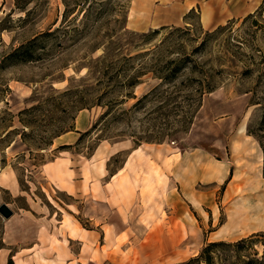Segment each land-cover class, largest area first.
Wrapping results in <instances>:
<instances>
[{
    "label": "rangeland",
    "instance_id": "rangeland-1",
    "mask_svg": "<svg viewBox=\"0 0 264 264\" xmlns=\"http://www.w3.org/2000/svg\"><path fill=\"white\" fill-rule=\"evenodd\" d=\"M91 1L88 22L78 13L63 30L62 0H29L24 10L0 0V182L13 173L20 187L14 197L0 186V204L22 214L8 224L0 214V249L16 255L37 237L39 206L55 205L68 217L76 204L85 229L93 220L119 223L89 195L74 200L51 187L41 167L67 152L81 168L80 194L89 179L111 187L117 173L113 186L121 180L141 192L128 211L126 237L140 239L147 229L137 217L143 204L166 228L181 225L177 248L192 252L183 262L211 242L222 243L211 249L212 264L261 259L264 0L251 1L253 17L229 19L207 37L219 25L203 28L199 5L187 11L188 0H70ZM29 43L23 56L19 47ZM185 56L176 75L162 78L169 59ZM127 172L133 184L123 182ZM241 239L249 241L234 247Z\"/></svg>",
    "mask_w": 264,
    "mask_h": 264
},
{
    "label": "crops",
    "instance_id": "crops-1",
    "mask_svg": "<svg viewBox=\"0 0 264 264\" xmlns=\"http://www.w3.org/2000/svg\"><path fill=\"white\" fill-rule=\"evenodd\" d=\"M188 1L193 3L187 8V11L199 5L201 10L200 23L205 29L215 28L229 19L241 18L252 13L251 10H248L252 0ZM258 1L261 3L262 0ZM71 133L78 135L77 132ZM66 135H62L61 138L66 137ZM76 137L73 141L76 140ZM73 141H65L63 143L70 144ZM76 165L72 161L70 154L64 152L54 160L44 163L41 169L51 187H55L58 191H65L74 200L78 197L89 195L91 203L105 204L108 209L105 217L109 218L115 213L119 220L118 224L122 225L123 228L117 231L116 226L118 224H115L114 221L102 223L97 222V220L95 222L93 220V228H83L74 217L76 204L73 205L74 213L68 217L64 216L55 205H52V211L46 206L44 208L39 206L38 213L42 217L34 220L37 223V237L32 238L31 243L26 247H20V251H15L16 255L12 254L14 264H34V260H42L43 264H63L61 263L63 261L71 264L73 259L75 262L83 259L97 264L103 261H111L110 263L107 262V264H177L192 256V252L188 253L187 250H179L177 248L178 238L182 235L181 225L170 223L167 220L169 228H166L162 220L155 221L154 218L150 219V213L148 212V215L146 213L147 207L140 204V201L141 211L137 214V217L147 229L143 232L140 239L135 240L132 238L133 236L126 237L129 231L128 226L130 225L128 211L135 202L136 194L141 195V192L130 186H120L121 180L118 185L113 186L115 183L114 179L120 175L117 173L109 176L110 180L107 185L111 187L101 186L98 188L92 182V179H89L86 184V193L80 194L83 193L81 191L83 180H81V168ZM122 180L123 182L129 180L133 184L132 176L129 172L123 175ZM0 186L8 190L14 197L20 190L18 181L13 173H8V178L3 183L0 182ZM74 202L76 203V201ZM5 204L12 210V215L9 218H3L4 224L11 223L16 217L22 215L15 212V209L8 203ZM25 217H27L26 214ZM91 219H94V217L91 216ZM155 219H157V216H155ZM106 228L107 232H104ZM61 231L66 233V236L63 237ZM253 231H250V233ZM122 238L128 242H125L126 245L122 241L119 242ZM71 242L77 243V251L71 250ZM62 243H66V247ZM115 248L121 249L122 253L128 252L127 256L129 258L123 259L119 252L113 251ZM18 253H20L21 258L26 256L25 261L23 258L16 259ZM7 258V251L0 249V264H6Z\"/></svg>",
    "mask_w": 264,
    "mask_h": 264
},
{
    "label": "trees",
    "instance_id": "trees-1",
    "mask_svg": "<svg viewBox=\"0 0 264 264\" xmlns=\"http://www.w3.org/2000/svg\"><path fill=\"white\" fill-rule=\"evenodd\" d=\"M62 1H63V5H64V11H63L62 16H61L62 22H61V25L59 26L60 28H63V30H65L66 25H67L66 23H72L73 21H75L76 20L75 17L77 16L78 13L82 14L81 22L83 25H85L88 22L90 15H91L90 12L92 9V4L95 3L94 1L88 2L86 6H85V3L81 4L80 2H70V0H62ZM28 3H29V0H15V6L20 10H24L26 8V6L28 5ZM77 9H78V11H77ZM254 13L248 14L244 18V20L253 17ZM77 26L78 25H73L72 29L75 30ZM224 27L225 26L219 25L214 31L205 32L206 37L213 35L214 33L222 30ZM155 32H158V31L155 30L154 33ZM46 34H48V33H46ZM203 42H205V39L202 40L201 45L203 44ZM28 45H30V43L29 44H22L21 47H19V48H24V51H22L23 56L29 55L28 54V48H29ZM186 59H187V56H185L183 58L179 57L178 59H169L167 61V65H166V66H168V68L166 70L167 72H165L166 74H164V76L162 78H170V77H173L174 75H176V73L180 70L181 66L184 65V61ZM261 60L264 63V54L261 55ZM169 65H171V67H169ZM61 148L66 149L67 146L63 145V146H61ZM263 149H264V147H263ZM263 173H264V170H263ZM247 241H249V240L241 239L238 242L234 243L233 246L239 248L242 244H244ZM221 244H222L221 242H211L201 250V252L198 256H196L195 258H191L186 262L179 263V264H191L192 262H195V261L204 262L205 264H212V256L210 255L211 249L215 248ZM7 264H13L12 255H9L8 260H7ZM246 264H264V255L261 259H258V258L249 259L246 262Z\"/></svg>",
    "mask_w": 264,
    "mask_h": 264
},
{
    "label": "water",
    "instance_id": "water-1",
    "mask_svg": "<svg viewBox=\"0 0 264 264\" xmlns=\"http://www.w3.org/2000/svg\"><path fill=\"white\" fill-rule=\"evenodd\" d=\"M0 214L4 218H9L12 215V210L5 203H1L0 204Z\"/></svg>",
    "mask_w": 264,
    "mask_h": 264
}]
</instances>
